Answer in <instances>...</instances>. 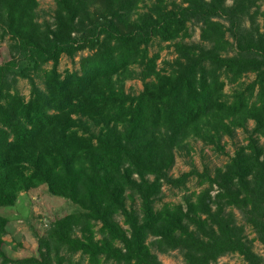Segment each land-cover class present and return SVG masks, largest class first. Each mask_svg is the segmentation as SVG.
<instances>
[{
	"label": "trees",
	"instance_id": "1",
	"mask_svg": "<svg viewBox=\"0 0 264 264\" xmlns=\"http://www.w3.org/2000/svg\"><path fill=\"white\" fill-rule=\"evenodd\" d=\"M37 4L0 0V37L7 36L0 206L43 185L75 208L49 221L34 254L16 258L2 247L8 218L0 214V264H164L150 246L177 249L184 264L228 252L264 264V29L256 19L264 9L257 0H54L51 19L41 21ZM188 23L198 26L199 41H184ZM154 37L174 54L161 66L159 48L148 52ZM82 50L77 69L57 68L62 53ZM131 65L139 68L137 92L123 85ZM37 70L42 87L31 74ZM246 73L252 78L241 80ZM17 76L27 79V96ZM226 83L234 84L229 92ZM236 128L245 141L212 172L189 163L168 173L175 152H189V137L222 150L221 137ZM190 175L196 191L155 205L162 185L183 187Z\"/></svg>",
	"mask_w": 264,
	"mask_h": 264
},
{
	"label": "rangeland",
	"instance_id": "2",
	"mask_svg": "<svg viewBox=\"0 0 264 264\" xmlns=\"http://www.w3.org/2000/svg\"><path fill=\"white\" fill-rule=\"evenodd\" d=\"M38 4L35 8L36 19L38 21L50 20L52 9L54 7V0H37ZM178 1V0H175ZM231 0H225V3H230ZM260 4L259 9H264V1L257 0ZM141 8V6H140ZM257 22L260 29H264V16L262 14L257 15ZM247 23V20H245ZM189 36L184 38V41H199V28L195 24L188 23ZM7 36L0 37V60L7 54L6 42ZM229 39H231L229 37ZM166 42H158L157 38H152L148 45V52L152 53L158 48L159 57L157 59V65L163 64L162 60H170L174 54L171 50V46H166ZM161 46V48H160ZM85 50L78 51L73 57H69L65 54H61L58 59L57 68L62 70L63 68L77 69V59L80 53H84ZM230 52V51H229ZM49 63L43 64V67H48ZM133 75L124 80V89L126 91L137 92L141 88V80L136 75L138 71L137 65H131ZM34 81L39 87H42V71L37 70L31 73ZM252 78V73H246L241 80L248 81ZM16 88L24 96H27L29 84L24 77H18L15 83ZM234 84L226 83L224 89L229 92ZM248 127L252 125V121L248 120ZM245 131L241 128H236L233 136L223 135L220 139L222 150L214 148L210 144H205L201 140L189 137L188 144L190 149L188 153L183 150L175 152L174 161L171 167L168 169V173L172 176L178 175L180 172L187 170L192 163L198 171L203 169L205 165L210 172L213 171L215 166L222 165L228 157L233 153L235 147L243 143ZM199 185L196 183V177L194 175L188 176L184 182L183 187H171L169 185H162L160 199L155 201V205H158L161 201L177 202L181 200L183 194L194 190L196 191ZM129 202V200H127ZM134 206H137V199L133 202ZM75 206L66 198L52 195L48 193L43 185H38L33 188H29L25 191H20L11 206H0V214L7 216V222L5 225L6 231L3 234L2 247L9 257H23L36 252V236L44 232L49 221L55 216L73 210ZM236 219L238 222H242L238 211L233 208ZM118 222H121V217L116 216ZM244 234L247 239H250L251 247L258 253H263L261 244L257 239H252L254 233L250 227L244 225ZM151 250L156 253L157 257L164 264H184L181 254L177 249H168L165 251H159L155 247L150 246ZM77 257V253L73 255ZM5 264H17L15 262H8ZM208 264H245L243 258L237 253H224L219 255L214 261H210Z\"/></svg>",
	"mask_w": 264,
	"mask_h": 264
}]
</instances>
